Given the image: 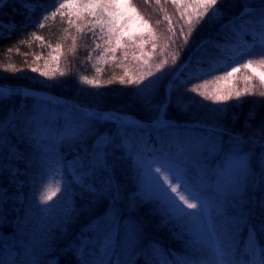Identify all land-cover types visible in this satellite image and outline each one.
Masks as SVG:
<instances>
[{
	"label": "snow or ice",
	"instance_id": "6c2138e0",
	"mask_svg": "<svg viewBox=\"0 0 264 264\" xmlns=\"http://www.w3.org/2000/svg\"><path fill=\"white\" fill-rule=\"evenodd\" d=\"M155 2L160 4V0ZM9 3L14 9L28 13L43 9L36 0H0V13ZM171 3L183 7L181 17L188 13L185 44L202 24L211 28L222 20L226 7V0H171ZM56 4L48 14L53 18L59 14L63 19L67 10L71 26L72 17L83 20L88 16L92 18L87 21L91 24L89 31L94 32L99 26L103 33L107 28L108 43L115 37L120 47L121 40L127 37L135 45L139 38L143 47L149 22L138 14L131 0H56ZM164 18L170 20L168 16ZM4 27L0 23V28ZM11 27L14 30L15 25ZM225 30L230 37L221 34L201 39L171 71L159 75L149 71L136 79H120L121 84L134 86L130 101L144 110L146 119H137L123 108L84 106L59 97L41 96L27 87L18 89L0 84V104L17 99L11 111L0 119V149L8 148L9 136L14 143L32 145L35 150L32 166L43 182L39 197H33L35 203L21 210L20 221L11 233L16 239H0V264H51L41 257H47L54 242L66 236L70 226L82 216L87 217V222L62 249L71 252L77 264H132L130 256L137 253L143 264H264V245L258 240V235L264 234V217L259 221L252 219L247 197L249 183L255 182L257 176L264 185V120L254 124L255 113L250 111L240 131L217 120L212 126L204 124L202 132L194 134L168 115L173 107L186 111L189 101L197 96L216 102L232 100L233 92L208 94L201 92L195 83L187 88L192 96L186 97L181 92L190 81L217 70L216 56H198L205 47L229 60L259 56L214 77L227 80L242 69L251 73L244 77L243 91L234 92L235 106L243 103L241 97L254 92L247 86L253 78L264 85V0H259L257 6L243 5L238 13L220 24L217 33ZM78 31L83 33L84 29ZM242 37H250L251 42ZM108 51L115 53V49H105L103 54ZM177 58L178 54L172 56L174 65ZM41 75L50 77L46 83L53 89L66 86V81L51 79L57 76L56 72L44 71ZM59 76L65 73L60 72ZM82 79L99 87L98 81ZM165 80L170 83L162 87ZM259 95L264 97V91ZM228 107L219 105L214 112H226ZM239 119L234 113L233 122ZM195 127L200 129L201 125ZM146 130L159 136H150L146 141L143 138ZM65 149L79 151L69 158ZM11 155L23 157L20 151H11ZM125 160L131 163L134 172L131 189L121 179L120 168ZM254 161L259 164L258 170ZM5 171L7 167L0 165V173ZM11 171L16 174L19 170ZM36 180L34 177V190ZM8 200L7 188H0V217L4 219L7 217L3 216L2 208ZM260 205L264 207V201ZM145 209L147 217L158 218V226L179 229L184 238L183 252L167 249L148 237L149 223L141 218Z\"/></svg>",
	"mask_w": 264,
	"mask_h": 264
},
{
	"label": "trees",
	"instance_id": "16d2710c",
	"mask_svg": "<svg viewBox=\"0 0 264 264\" xmlns=\"http://www.w3.org/2000/svg\"><path fill=\"white\" fill-rule=\"evenodd\" d=\"M36 2L42 5L43 9L37 8L35 13H28L18 8L14 9L11 7V3L0 13V23L5 25L4 28H0V84L18 89L27 87L36 91L38 95L59 97L62 100L66 99L69 102L84 106L112 109L108 106L107 100L103 98L111 76V65L108 62L109 51L107 55L103 53L105 49H110L113 44V38L112 42L108 43L107 28L102 33L100 27L97 26L94 32H90L91 24L87 21L92 20V18L88 16H85L83 20L72 17L74 23L70 26L67 10H65L63 19L59 14L54 18L48 15L58 6L56 0H36ZM131 3L138 13L155 18L167 27L184 60L201 39L209 35L218 36L221 34L230 37L227 30L223 33H217L220 24L226 22L231 15L238 13L243 5L257 6L259 0H226L225 14L222 20L211 28L207 24L199 26L189 36L187 44L183 41V35L188 33V13L181 17L182 6L178 8L171 3V0H160L159 5L155 0H150L149 3H145V0H131ZM46 15L48 18L45 20L43 17ZM165 16H168L170 20H166ZM41 23L43 27H37ZM13 24L15 25L14 30L11 27ZM79 28H83L84 32H79ZM181 29H183V33ZM73 38H75V42H73ZM242 38L251 42L250 37ZM97 44L100 45L99 48L96 47ZM210 54L216 56L218 62L231 61L218 52L210 53L209 47H205L198 56L204 58ZM37 56L40 57L39 60L36 59ZM54 57L56 59H53ZM35 68L40 69V71H33ZM44 71L56 72L57 76L51 79L66 81V86L51 88L46 83L50 77L41 75ZM60 72H64L65 76H59ZM82 77L98 81L99 87L86 83ZM260 92V89L256 88L253 93L241 98L242 104L235 106V102L227 112V118L223 125L240 131L250 111L255 113L254 124L264 120V97L259 95ZM16 103L17 99L13 98L0 104V119L4 118ZM234 113L240 117L235 122L232 120ZM172 120L181 128L192 130L194 134L203 130V124L200 123ZM197 124L201 125L200 129H196ZM150 136L158 137L159 133L153 131L143 133V138L146 141ZM151 146L150 144L149 147ZM81 148H86V146L81 145ZM11 151H20L23 153V157L13 158ZM77 151L79 149H72L71 152L65 149V155L70 158L71 154ZM34 155L35 150L32 145L14 143L11 136H9L8 148L0 149V165L7 167V171L0 173V188H7L9 195L7 204L2 208L3 216L7 218L0 217V239L9 241L16 239L11 233L20 221L21 210H27L31 204L35 203L34 195L38 198L43 188V182L38 178V171L32 166ZM253 164L258 170V162L254 161ZM12 169L19 171L13 174ZM120 174L126 187L131 189L134 186V172L129 161H124L120 168ZM34 177L37 178L35 190L32 183ZM52 186L54 188L55 184ZM59 195L58 193L57 196ZM247 197L252 219L259 221L264 217V207L260 205V202L264 201V185L260 184L258 176L255 178V182L249 183ZM53 199L55 200L56 197ZM146 211L145 209L141 213V218L149 223L148 237L158 240L167 249L177 253L183 252L184 238L179 235V229L171 225L168 227L158 226V218L147 217ZM86 222L87 217L82 216L79 221L73 223L69 233L59 237L54 242L51 253L47 257H41V259L51 261V264H77L75 256L71 252H63L62 249ZM246 234V232L243 233L245 236ZM258 240L264 245V234H259ZM138 255L137 253L130 256L132 264H143V261L137 258Z\"/></svg>",
	"mask_w": 264,
	"mask_h": 264
},
{
	"label": "rangeland",
	"instance_id": "374dc122",
	"mask_svg": "<svg viewBox=\"0 0 264 264\" xmlns=\"http://www.w3.org/2000/svg\"><path fill=\"white\" fill-rule=\"evenodd\" d=\"M138 14L149 22V27L145 29V35L143 36V47H140L139 38H137L135 45H133L127 37L121 40V46L117 47L115 37H113V44L110 49H115V53L109 51L108 54V62L111 65V76L108 80L103 98L107 100L105 101L112 109L123 108L129 115L137 119H146L144 110L130 101V93L134 86L121 84L119 82L120 79H136L141 75H146L149 71L154 75H159L161 72L171 71L174 67H178L179 64L183 62V59L167 27L155 18L141 13ZM149 33H152V35H149ZM153 45H155V47H153ZM255 51L258 52V49ZM125 52H127L126 59ZM177 54L178 58L174 65L172 56ZM113 56L115 58H113ZM249 58L255 60L259 59V56H240L236 57L235 60L219 62L217 70L201 76L198 80L190 81L181 89V92H183L186 97L192 96V93L187 92V88L195 83L200 86L201 92H206L208 94H213L215 92L227 94L228 92H233L232 100L216 102L207 100L202 96H197L196 99L189 101L190 106L186 111L181 112L177 111L175 107L170 108L168 113L169 117L171 119L192 121L203 125L207 124L208 126H212L217 120H220L223 124L227 118V112L236 102V97L234 95L235 90L243 91L246 86L244 77L251 75V73L242 69L236 76L227 80H216L214 77L222 75V73L230 70L232 66L246 62ZM164 61H167V63L164 64L163 68H160V65L163 64ZM204 67H207V65H204ZM151 78L152 77H148V79ZM204 80H207L208 83L203 84ZM109 81H111V83H109ZM169 83V80H165L162 83V87H167ZM247 86L253 90L259 88L261 92L264 91V85H261L257 78H253ZM224 104L229 105L226 112H214L215 107Z\"/></svg>",
	"mask_w": 264,
	"mask_h": 264
}]
</instances>
